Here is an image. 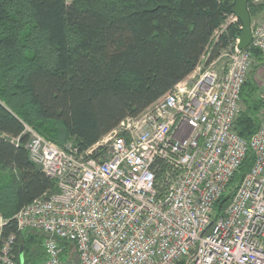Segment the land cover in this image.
I'll use <instances>...</instances> for the list:
<instances>
[{
    "label": "built area",
    "instance_id": "built-area-1",
    "mask_svg": "<svg viewBox=\"0 0 264 264\" xmlns=\"http://www.w3.org/2000/svg\"><path fill=\"white\" fill-rule=\"evenodd\" d=\"M237 21L231 13L223 30ZM238 43L86 150L24 125L29 159L56 186L12 217L16 233L44 235L45 256L30 264H264V108L248 140L234 129L250 48L264 53V18L251 24L247 48ZM8 222L0 216V264H16V235H2Z\"/></svg>",
    "mask_w": 264,
    "mask_h": 264
},
{
    "label": "trees",
    "instance_id": "trees-1",
    "mask_svg": "<svg viewBox=\"0 0 264 264\" xmlns=\"http://www.w3.org/2000/svg\"><path fill=\"white\" fill-rule=\"evenodd\" d=\"M235 1L0 0V216L9 219L2 235H16V264L45 254L43 245L34 251L41 239L33 232L16 233L13 215L56 191L29 159L24 125L59 146L70 141L86 150L192 73L203 56L211 61L227 48L240 21L216 30ZM252 7L248 0L249 15ZM250 51L256 68L264 67V53ZM257 92L252 73L234 122L245 140L259 126L264 103ZM252 162L249 153L215 203L218 213Z\"/></svg>",
    "mask_w": 264,
    "mask_h": 264
},
{
    "label": "rangeland",
    "instance_id": "rangeland-1",
    "mask_svg": "<svg viewBox=\"0 0 264 264\" xmlns=\"http://www.w3.org/2000/svg\"><path fill=\"white\" fill-rule=\"evenodd\" d=\"M67 1L70 2V0H67ZM250 3L253 6L252 9L250 10V22L251 24H254L256 21H259L260 19L264 18V0H250ZM224 24L225 23H223V25L219 29L216 30L217 34L223 30ZM207 57H208V54L201 58L198 64L199 67H203L208 64ZM222 59L224 58H221L220 61ZM257 65H258V62H256V60L254 59L252 65L250 66L249 73L247 75V80L249 79L250 75L253 73V79L258 84V92H257L258 99H261L264 103V67H261L259 69L258 67L256 68ZM263 108L264 106L260 109L259 116L262 113ZM230 189H233V187H231ZM28 232H33V235H37V237L41 239V243L38 245V247H34L35 249L34 251L36 253H40L42 251V247L40 248V245H43V240H44L43 234L41 235V233H37L35 231H28ZM73 258H74V255H73Z\"/></svg>",
    "mask_w": 264,
    "mask_h": 264
},
{
    "label": "water",
    "instance_id": "water-1",
    "mask_svg": "<svg viewBox=\"0 0 264 264\" xmlns=\"http://www.w3.org/2000/svg\"><path fill=\"white\" fill-rule=\"evenodd\" d=\"M248 0H236L231 13L234 14L241 24L238 47L247 48L251 42V22L247 9Z\"/></svg>",
    "mask_w": 264,
    "mask_h": 264
},
{
    "label": "bare ground",
    "instance_id": "bare-ground-1",
    "mask_svg": "<svg viewBox=\"0 0 264 264\" xmlns=\"http://www.w3.org/2000/svg\"><path fill=\"white\" fill-rule=\"evenodd\" d=\"M235 124V123H234Z\"/></svg>",
    "mask_w": 264,
    "mask_h": 264
}]
</instances>
